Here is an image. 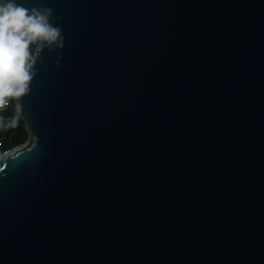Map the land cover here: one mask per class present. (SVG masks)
I'll return each mask as SVG.
<instances>
[{"label":"water","instance_id":"1","mask_svg":"<svg viewBox=\"0 0 264 264\" xmlns=\"http://www.w3.org/2000/svg\"><path fill=\"white\" fill-rule=\"evenodd\" d=\"M54 9L0 155V264H264V0Z\"/></svg>","mask_w":264,"mask_h":264},{"label":"clouds","instance_id":"2","mask_svg":"<svg viewBox=\"0 0 264 264\" xmlns=\"http://www.w3.org/2000/svg\"><path fill=\"white\" fill-rule=\"evenodd\" d=\"M60 19L43 4L29 7L23 0H0V110L10 99L19 101L30 92L43 50L64 47ZM20 108L17 103V112Z\"/></svg>","mask_w":264,"mask_h":264},{"label":"trees","instance_id":"3","mask_svg":"<svg viewBox=\"0 0 264 264\" xmlns=\"http://www.w3.org/2000/svg\"><path fill=\"white\" fill-rule=\"evenodd\" d=\"M28 136L25 121L17 112L16 102L10 99L9 104L0 110V153L24 143Z\"/></svg>","mask_w":264,"mask_h":264},{"label":"rangeland","instance_id":"4","mask_svg":"<svg viewBox=\"0 0 264 264\" xmlns=\"http://www.w3.org/2000/svg\"><path fill=\"white\" fill-rule=\"evenodd\" d=\"M2 153H0V155H1Z\"/></svg>","mask_w":264,"mask_h":264}]
</instances>
